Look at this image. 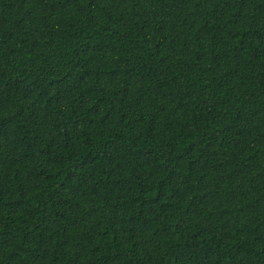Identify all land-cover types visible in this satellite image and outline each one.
<instances>
[{
    "label": "trees",
    "instance_id": "1",
    "mask_svg": "<svg viewBox=\"0 0 264 264\" xmlns=\"http://www.w3.org/2000/svg\"><path fill=\"white\" fill-rule=\"evenodd\" d=\"M0 264H264V0H0Z\"/></svg>",
    "mask_w": 264,
    "mask_h": 264
}]
</instances>
